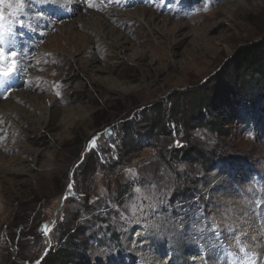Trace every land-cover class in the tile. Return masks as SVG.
Wrapping results in <instances>:
<instances>
[{"label": "rangeland", "instance_id": "1", "mask_svg": "<svg viewBox=\"0 0 264 264\" xmlns=\"http://www.w3.org/2000/svg\"><path fill=\"white\" fill-rule=\"evenodd\" d=\"M60 1L0 0V71L14 63L15 89L30 88L0 94L15 106L0 121V264H49V249L147 264L129 241L137 223L167 249L185 228L190 263L264 264L261 102L253 115L224 103L238 89L225 65L264 37V0Z\"/></svg>", "mask_w": 264, "mask_h": 264}, {"label": "bare ground", "instance_id": "2", "mask_svg": "<svg viewBox=\"0 0 264 264\" xmlns=\"http://www.w3.org/2000/svg\"><path fill=\"white\" fill-rule=\"evenodd\" d=\"M65 1H60V0H53V5L56 4H64ZM59 8V7H58ZM63 8V7H62ZM89 11L85 8H83V14L82 16L84 17V21L87 23V25L92 24L93 22L99 23V21H96L94 18L95 17H101V14L98 12L93 13H88ZM8 44H11L8 43ZM7 44V45H8ZM9 46V45H8ZM13 46V44H12ZM42 56L43 58H48L50 56V51H42ZM20 65H24V58H18ZM26 65V63H25ZM14 75V77L8 78L4 77L3 75H0V94H4L10 91L12 92L11 94L16 95L18 99H27L29 95V90L30 88L27 87L26 89L20 88L18 91L15 89L19 87V77L20 71L17 68H14V71L10 74ZM16 75V76H15ZM33 83V82H32ZM29 86V85H28ZM15 89V90H14ZM13 99V98H12ZM14 105L9 101V99H4L0 101V121H7L11 117V113L14 110ZM12 169V167H10ZM188 221V220H187ZM180 224V223H179ZM129 241L134 246V250L138 255H140L143 260L147 264H194L190 263L189 260L192 258V260H198V259H193V256H197V250L193 245L190 243V240L188 238H185L184 233H185V228H181L180 231H178L179 236L177 238H174L172 240V243L170 244L173 251H171V255L174 254L173 256H168V249L163 245V240L161 239L160 234L155 231L154 229H146L145 225L143 226L142 223H137V225L134 224H129ZM197 228H199L198 224L196 225ZM245 230L244 234H247L251 230V225H245ZM207 234L202 235L203 238H200L199 241H202L204 245H208V241L210 239H213L214 237L209 234V231H205ZM132 234V236H131ZM212 242H215L212 241ZM243 242H246V239L243 240ZM239 243V242H238ZM259 245H263L262 243H259ZM209 246V245H208ZM264 246V245H263ZM248 250V249H247ZM239 256L241 257H247L246 254V248H243ZM251 253V250H248V254ZM161 253H164L161 255ZM196 253V254H195ZM244 255V256H243ZM253 256L257 255L254 254ZM234 260H228V264H234Z\"/></svg>", "mask_w": 264, "mask_h": 264}, {"label": "trees", "instance_id": "3", "mask_svg": "<svg viewBox=\"0 0 264 264\" xmlns=\"http://www.w3.org/2000/svg\"><path fill=\"white\" fill-rule=\"evenodd\" d=\"M225 69H228L229 74L234 76V83L238 88L235 92L237 94H235L236 97L233 100L224 102L225 105L229 107L230 111L234 112V115H238L235 111L237 110L236 107L240 105H244L249 112L248 114L253 115V108L257 106L258 102H261L256 115V123L258 127L264 130V37L261 40L241 46L225 65ZM193 93L194 101H197L195 98L202 97L203 89L193 91ZM199 113L205 121L210 119L209 114L207 119H205L202 112L200 111ZM40 232L43 237L45 233H43L41 228ZM50 251L51 249L43 257H48L47 262L49 264H69L73 256L71 252L59 251L50 254Z\"/></svg>", "mask_w": 264, "mask_h": 264}, {"label": "snow or ice", "instance_id": "4", "mask_svg": "<svg viewBox=\"0 0 264 264\" xmlns=\"http://www.w3.org/2000/svg\"><path fill=\"white\" fill-rule=\"evenodd\" d=\"M90 2H91V0H89V3ZM0 19H2V15H0ZM11 55H12V57H15L17 54L15 52H12ZM0 58H3V50L2 49H0ZM14 67H15V65L13 63V64H11L9 66V68L7 70L0 71V75H3L4 77L9 76L12 73V71L14 70ZM89 144L92 146L89 149V151H91L93 148L96 147L95 137L93 138V140L89 141ZM176 145L177 146H182L179 141L176 142ZM131 175H132L133 180L137 179V176H136V174L134 172H132ZM67 187H68L69 190H71L72 187H73L72 183H69ZM134 191H135V193L139 194L140 193V188H136V189H134ZM145 199H147V197H145ZM131 207H132L133 211L136 210V205L135 204H133ZM151 207L155 208L156 205L153 203L151 205ZM141 210H143V205H141ZM36 264H39V261H36Z\"/></svg>", "mask_w": 264, "mask_h": 264}, {"label": "water", "instance_id": "5", "mask_svg": "<svg viewBox=\"0 0 264 264\" xmlns=\"http://www.w3.org/2000/svg\"><path fill=\"white\" fill-rule=\"evenodd\" d=\"M63 203V197L60 199L59 201V205L52 217V219L45 225V234L47 235L48 231L51 229V227L54 225L58 215H59V212H60V208H61V205ZM35 262V261H34ZM33 264V263H32Z\"/></svg>", "mask_w": 264, "mask_h": 264}]
</instances>
